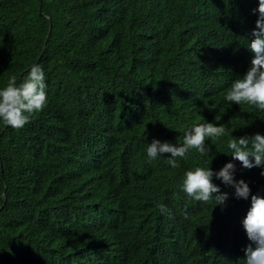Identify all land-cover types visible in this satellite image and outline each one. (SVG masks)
Here are the masks:
<instances>
[{
  "label": "trees",
  "instance_id": "16d2710c",
  "mask_svg": "<svg viewBox=\"0 0 264 264\" xmlns=\"http://www.w3.org/2000/svg\"><path fill=\"white\" fill-rule=\"evenodd\" d=\"M257 6L0 0V88L35 64L48 100L21 129L0 122V264H243L242 221L251 195L264 197V168H242L227 142L264 135V111L224 96L250 67ZM205 122L228 133L206 142L209 156L193 151L175 169L147 161L154 138L180 144ZM228 162L248 200L215 176L224 207L182 191L186 171Z\"/></svg>",
  "mask_w": 264,
  "mask_h": 264
},
{
  "label": "clouds",
  "instance_id": "9594fccd",
  "mask_svg": "<svg viewBox=\"0 0 264 264\" xmlns=\"http://www.w3.org/2000/svg\"><path fill=\"white\" fill-rule=\"evenodd\" d=\"M252 13L257 15V19L255 28L251 31V38L248 39L247 49L252 55L250 67L246 73L233 80L224 100L229 102V105L254 107L264 111V0H258V6L252 9ZM48 37L50 38V33ZM48 37L42 55L47 48ZM46 87L45 75L39 65H32L19 84L17 78L12 76L6 86L0 88V122L17 130L30 123L31 118L47 106ZM159 107L162 108V101ZM226 135L228 133L222 124H194L184 132L180 144L161 142L154 138L146 148L147 161L151 163L157 158L167 157V164L175 169L179 167L178 161L187 159L188 154L193 151L201 157L209 156L211 149L206 146V142L217 141ZM227 148L232 159L238 161L242 168H264V135L255 133L252 136L233 137L228 140ZM235 172L236 165L232 162L226 163L217 172L209 166L196 167L185 172L181 189L193 201L205 204L214 201L215 207H224L229 194L222 192L220 187L213 183L215 176L224 185L234 188L235 198L248 200L251 189L243 179H235ZM260 175L264 176V171H261ZM159 210L172 218L165 205L160 204ZM242 226L249 241L243 249V264H264V197L251 195L250 208Z\"/></svg>",
  "mask_w": 264,
  "mask_h": 264
},
{
  "label": "water",
  "instance_id": "95a60500",
  "mask_svg": "<svg viewBox=\"0 0 264 264\" xmlns=\"http://www.w3.org/2000/svg\"><path fill=\"white\" fill-rule=\"evenodd\" d=\"M49 38V37H48Z\"/></svg>",
  "mask_w": 264,
  "mask_h": 264
}]
</instances>
